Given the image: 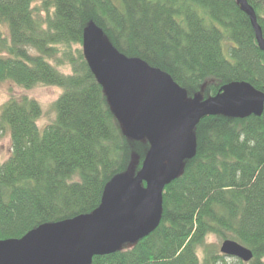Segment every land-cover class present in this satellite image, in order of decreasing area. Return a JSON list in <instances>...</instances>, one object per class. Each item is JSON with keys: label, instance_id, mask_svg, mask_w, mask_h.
<instances>
[{"label": "trees", "instance_id": "trees-1", "mask_svg": "<svg viewBox=\"0 0 264 264\" xmlns=\"http://www.w3.org/2000/svg\"><path fill=\"white\" fill-rule=\"evenodd\" d=\"M248 2L264 32V0ZM91 23L189 98L235 81L264 92V51L238 0H0V84L61 89L44 130L38 100L22 95L2 107L13 151L0 165V240L93 212L116 175L142 168L149 142L127 136L84 55ZM195 134L196 155L166 186L157 228L90 264H264V113L206 116ZM209 237L236 240L253 259L210 250Z\"/></svg>", "mask_w": 264, "mask_h": 264}, {"label": "water", "instance_id": "water-1", "mask_svg": "<svg viewBox=\"0 0 264 264\" xmlns=\"http://www.w3.org/2000/svg\"><path fill=\"white\" fill-rule=\"evenodd\" d=\"M238 2L264 51L256 10L248 0ZM83 51L127 136L147 140L150 148L137 173L118 174L107 184L93 212L61 226L35 229L18 240H0V264H90L97 255L148 236L160 224L166 186L196 155L200 121L206 116L243 119L264 113V92L245 81L231 82L208 98H189L169 73L120 52L96 23L84 30ZM220 251L244 262L254 256L233 239L224 240Z\"/></svg>", "mask_w": 264, "mask_h": 264}, {"label": "rangeland", "instance_id": "rangeland-1", "mask_svg": "<svg viewBox=\"0 0 264 264\" xmlns=\"http://www.w3.org/2000/svg\"><path fill=\"white\" fill-rule=\"evenodd\" d=\"M61 89L58 86H47L39 84L33 89L27 90L12 81L0 84V113L3 105L11 98H19L22 95H27L38 100L41 104L43 113L38 119V126L41 130L44 127L56 120V110L54 108L55 101L58 99ZM11 128L1 124L0 122V165L4 163L12 154V138ZM208 249H218L220 251L222 241L216 237H209L207 239ZM207 247H200L198 252L201 259H203L208 252Z\"/></svg>", "mask_w": 264, "mask_h": 264}]
</instances>
